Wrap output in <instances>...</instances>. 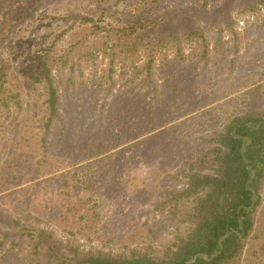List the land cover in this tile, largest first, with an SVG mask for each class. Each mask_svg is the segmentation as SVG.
<instances>
[{
  "label": "rangeland",
  "instance_id": "rangeland-1",
  "mask_svg": "<svg viewBox=\"0 0 264 264\" xmlns=\"http://www.w3.org/2000/svg\"><path fill=\"white\" fill-rule=\"evenodd\" d=\"M27 4L0 0V23ZM44 57L58 95L45 142L30 79ZM0 69V264L158 257L190 208L171 215L168 195L214 173L231 116L264 112V0H41ZM261 195L235 264H264Z\"/></svg>",
  "mask_w": 264,
  "mask_h": 264
},
{
  "label": "trees",
  "instance_id": "trees-1",
  "mask_svg": "<svg viewBox=\"0 0 264 264\" xmlns=\"http://www.w3.org/2000/svg\"><path fill=\"white\" fill-rule=\"evenodd\" d=\"M41 0H34V7L7 13L0 23V44L6 40L15 22L30 17ZM31 2V1H30ZM26 12V15H21ZM89 22L90 19H85ZM39 75L31 80L42 82L45 89L44 136L57 116L58 95L51 77L50 64L42 58ZM6 75L0 69V95ZM212 150L215 170L213 174H192L185 187L172 192L166 200L171 215L178 213V205L187 203L184 212L186 226L177 231L158 257L148 255L106 257L85 255L72 257L64 264H235L254 227V215L262 202L264 188V112H245L233 115L215 134ZM17 226V223H14ZM22 235L33 232L18 229ZM39 231V237L43 235ZM77 255V251L73 250Z\"/></svg>",
  "mask_w": 264,
  "mask_h": 264
}]
</instances>
